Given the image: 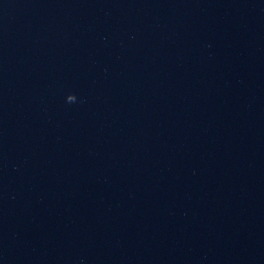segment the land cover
Masks as SVG:
<instances>
[{"label":"clouds","instance_id":"clouds-1","mask_svg":"<svg viewBox=\"0 0 264 264\" xmlns=\"http://www.w3.org/2000/svg\"><path fill=\"white\" fill-rule=\"evenodd\" d=\"M66 100H67V102H69V103L75 102V101H76V96H75L74 94H69V95L66 97Z\"/></svg>","mask_w":264,"mask_h":264}]
</instances>
